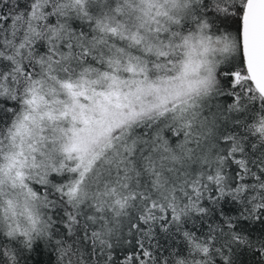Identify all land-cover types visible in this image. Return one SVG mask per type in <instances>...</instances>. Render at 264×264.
Instances as JSON below:
<instances>
[{
  "label": "snow or ice",
  "instance_id": "snow-or-ice-1",
  "mask_svg": "<svg viewBox=\"0 0 264 264\" xmlns=\"http://www.w3.org/2000/svg\"><path fill=\"white\" fill-rule=\"evenodd\" d=\"M0 264H264V0H0Z\"/></svg>",
  "mask_w": 264,
  "mask_h": 264
}]
</instances>
